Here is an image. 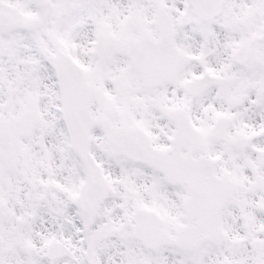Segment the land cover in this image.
Here are the masks:
<instances>
[{
  "label": "snow or ice",
  "instance_id": "obj_1",
  "mask_svg": "<svg viewBox=\"0 0 264 264\" xmlns=\"http://www.w3.org/2000/svg\"><path fill=\"white\" fill-rule=\"evenodd\" d=\"M0 264H264V0H0Z\"/></svg>",
  "mask_w": 264,
  "mask_h": 264
}]
</instances>
